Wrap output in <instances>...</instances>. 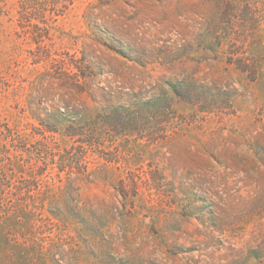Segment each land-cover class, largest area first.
Listing matches in <instances>:
<instances>
[{"label":"rangeland","instance_id":"374dc122","mask_svg":"<svg viewBox=\"0 0 264 264\" xmlns=\"http://www.w3.org/2000/svg\"><path fill=\"white\" fill-rule=\"evenodd\" d=\"M0 264H264V0H0Z\"/></svg>","mask_w":264,"mask_h":264}]
</instances>
